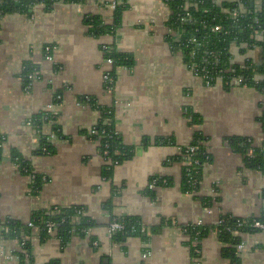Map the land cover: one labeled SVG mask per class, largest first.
<instances>
[{
  "label": "crops",
  "instance_id": "crops-1",
  "mask_svg": "<svg viewBox=\"0 0 264 264\" xmlns=\"http://www.w3.org/2000/svg\"><path fill=\"white\" fill-rule=\"evenodd\" d=\"M112 1L126 4L114 33L89 34L84 14H98L111 23ZM169 15L164 0H81L57 1L50 9L37 4L30 13L0 17V132L5 135L0 233L9 220L22 226L20 238L0 234V264H230L222 255L227 245L214 229L193 255L181 226L197 220L214 224L223 214L258 217L264 211V173L246 167L241 152L228 142L239 136L250 138L253 146L264 143L258 120L264 94L247 85H206L166 41ZM102 44L131 53V67L105 63ZM47 45L51 61L44 59ZM259 50L253 46L248 55L256 59ZM231 53L237 63L247 56L236 44ZM25 63L39 71L28 87L22 78ZM112 68L116 76L107 87L103 73ZM80 95L111 107L116 131L134 147L108 179L102 176L106 159L90 132L100 111L81 102ZM41 111L56 114L62 133L50 137V125H44L55 146L51 154L39 151L38 130L30 119ZM196 132L206 137L211 159L202 166L198 189L185 192L184 162L178 157ZM157 137H172L174 143H156ZM12 149L33 173L45 177L38 190L32 187L31 173L21 171L11 158ZM154 176L171 183L150 187ZM73 206L82 207L94 225L84 235L73 233L64 246L56 233L43 237L39 226L29 225L34 211ZM125 215L140 217L143 237L109 235L110 220ZM237 234L238 264H264V230Z\"/></svg>",
  "mask_w": 264,
  "mask_h": 264
},
{
  "label": "trees",
  "instance_id": "trees-1",
  "mask_svg": "<svg viewBox=\"0 0 264 264\" xmlns=\"http://www.w3.org/2000/svg\"><path fill=\"white\" fill-rule=\"evenodd\" d=\"M57 1L76 2L81 0H0V17L6 13H30L37 4H42L45 9H50ZM170 10V15L165 22L166 28L175 32L178 40H174L173 35L166 33L165 39L169 46L180 51L183 60L187 65H197L205 67L208 74L215 78L222 76V84L225 88L231 85L232 77L240 76L243 83L252 86L264 94V36L256 35L257 31L264 29V0H222L220 3L214 0H164ZM186 2L190 5L185 6ZM238 3L242 4L244 11L237 16L232 15L233 10L238 9ZM126 8V4H118L113 12L111 23H105L98 14H84L83 20L87 26L88 33L98 37L102 34L114 33L116 27L120 24V16ZM220 26L219 30H213L214 26ZM194 39V41H192ZM244 43L249 47L258 46L260 48L257 58H248L240 63H233L231 46L236 44L241 46ZM103 58L112 59L114 68L119 66L131 67L134 56L131 53L121 52L113 45L102 48ZM245 52L246 48L240 47ZM114 68L109 70V75L114 80L116 73ZM31 63H25L22 71V78L25 85L30 81L29 74L35 70ZM215 79L211 82L215 84ZM78 99L81 102H87L100 111V118L93 126L96 133L91 134L99 142L100 152L103 145L107 144L106 159L102 168V176L105 179L111 177L113 168L116 164L130 158L134 153V147L123 143L120 134L116 131L113 124V111L111 107L100 106L95 98L88 95H80ZM194 117V114L192 113ZM56 114L48 111H41L31 116V122L39 134V151L45 154H51L55 151V146L51 143L49 133L43 132L46 124L50 125V131L54 136L61 137V129L56 122ZM261 127L264 130V110L258 118ZM5 135L0 132V158L3 151V142ZM204 141L206 137L200 132H196L189 145H196L197 148L189 155L190 163H183L181 188L185 192H192L198 189L201 179L202 166L211 159L206 151ZM155 142L159 144H173L172 137H157ZM230 145L243 155L244 165L251 169H256L264 173V143L260 146H253L252 140L248 137L233 136L228 138ZM188 146V145H187ZM187 146L181 149L179 159L185 162V150ZM11 158L20 167L21 171L29 172L32 175V187L38 190L45 177L42 174L33 173L28 162H26L16 149L11 150ZM151 182L156 185L167 186L171 183L166 177L154 176ZM264 195V190H263ZM209 203L208 199L207 202ZM82 207H51L41 209L31 214L30 221L39 226L43 237L47 236L46 222L52 221L56 225V234L64 246L73 233L78 232L84 235L94 222L79 211ZM77 216L78 219L73 220ZM123 224V229L112 234L115 239H121L130 235L144 236V225L137 215H125L114 218ZM255 220H264V211L258 217L241 218L231 214H223L220 221L214 224H196L188 223L182 225V230L188 234L189 242L192 246L193 255L200 248L201 239L206 236L210 229L217 232L221 242L226 244L222 249V255L227 258L230 264H238L237 244L241 242V237L234 234L231 230L247 232L257 230L252 226ZM240 222V225L238 223ZM7 231L1 230V236H14L20 238V223L9 220L4 224ZM230 228V229H228ZM25 244V242H24ZM23 244V245H24ZM199 250V249H198ZM48 264H57L51 261ZM109 264V263H104Z\"/></svg>",
  "mask_w": 264,
  "mask_h": 264
},
{
  "label": "built area",
  "instance_id": "built-area-1",
  "mask_svg": "<svg viewBox=\"0 0 264 264\" xmlns=\"http://www.w3.org/2000/svg\"><path fill=\"white\" fill-rule=\"evenodd\" d=\"M214 1L217 2V3H220L222 0H214ZM188 5H190V3L188 4L186 2L185 6H188ZM116 6H117V3L115 1H112L110 3V7L112 9H115ZM238 9L239 10L236 9V10H233L232 11V15L233 16H237L239 14V12L241 13L242 11H244L241 3H238ZM219 29H220V26H218V25H216V26L213 27V30H219ZM167 33H170L171 35H173L174 40H178L179 39V36L175 32L170 31L169 29H167ZM256 35L259 36V37H263L264 36V29L263 30H260V31H257ZM192 41H194V39H192ZM107 46H108L107 44H102L101 47L104 49V48H107ZM247 46L248 45L242 43L241 46H239V47L246 48V50H245L244 53H246L247 56L245 57V59L253 58V57H251V56L248 55L250 53V50L253 47L247 48ZM51 49L52 48H51L50 45H47V46L44 47V59L47 60V61H51L52 60ZM231 61L233 63H237V62H235L233 60V58L231 59ZM104 62L107 63V64H112V59H110V58L104 59ZM242 63H240V64H242ZM187 66L195 74L199 75L203 79V81H204V83L206 85H213L212 82H211L213 79H215L214 80L215 83L216 82H222V76L217 75L215 78H213V76H211L210 74H208V71L205 69L204 66L203 67H198L195 64H193V65H187ZM28 77L30 79V81H29L28 84L30 85V83H31L32 80H35L36 78L39 77V71L35 69L32 73L29 74ZM103 80L105 81V84H106L107 87H111V85L114 83V80L109 75V71H106L105 73H103ZM230 83H231V85H245L243 83V78L240 77V76L232 77L231 80H230ZM28 84L26 85V87L29 86ZM28 123H30V121ZM90 132H91V134H94V133H96V130L94 128H92L90 130ZM50 137H54V134L52 132L50 133ZM106 146H107V144H104L103 145L104 148H103V150L101 152L104 157L107 154V150L105 149ZM196 148H197L196 145H188L187 146V148L185 150V162H184L185 164H188V163L191 162V160L189 158V155L191 153H193V151ZM105 159H106V157H105ZM108 162H109V159H106V163H108ZM154 185H155L154 182H150V184H149L150 187H153ZM206 210H207V212H210L211 211L210 208H207ZM79 212L82 213L83 211L80 210ZM219 221H220V218L217 219V222H219ZM193 223L202 224V221L201 220H197V222H193ZM29 225H33V223L31 221H29ZM238 225H240V222L238 223ZM252 226L254 228H256V229L264 230V220H255L252 223ZM2 229L5 230V231H7L8 228L7 227H3ZM122 229H123V224L120 221L116 220V219L110 220V222L107 225V231H108L109 235H112L113 233H115L117 231H120ZM228 229H230V228H228ZM231 231L234 234H237L239 232L236 229H233ZM46 233H47V235H52V234H55L56 233V225H55L54 222H52V221L46 222ZM237 246L240 247L241 244L239 243V244H237ZM196 252H198V249L196 250Z\"/></svg>",
  "mask_w": 264,
  "mask_h": 264
}]
</instances>
